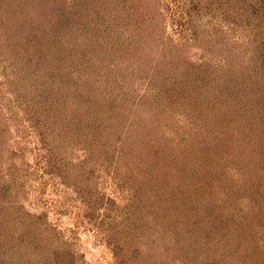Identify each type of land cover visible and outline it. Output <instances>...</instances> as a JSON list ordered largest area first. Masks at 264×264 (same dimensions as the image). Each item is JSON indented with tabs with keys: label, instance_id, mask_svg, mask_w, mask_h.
<instances>
[{
	"label": "rangeland",
	"instance_id": "obj_1",
	"mask_svg": "<svg viewBox=\"0 0 264 264\" xmlns=\"http://www.w3.org/2000/svg\"><path fill=\"white\" fill-rule=\"evenodd\" d=\"M70 1L60 0L63 5L70 4L63 12L60 8L55 10L53 17L48 15L35 21L36 26L40 25L36 31L44 38L56 24L63 23L57 34L51 32L54 44L50 46L55 47L58 56L63 58L65 78L82 81L80 75L85 65L91 66L89 74L94 78L99 70L110 78V72L118 71L116 61L105 57L104 62L100 47H104L101 45H104L109 29L117 23L99 20L92 11V0H82L86 8L82 15L74 13L80 6ZM162 1L167 6L160 9L168 7L170 10L169 13L166 10V20L156 17L158 0L146 1L151 15L144 30L139 31V37L144 36L143 40L155 44L156 48L148 50L152 54L150 63L143 73L138 70L137 80L130 77L132 70L125 76L116 103L119 104L116 107L122 110L120 113L125 115V125L118 124L119 129L110 137L113 146L117 143L123 147L124 153H135L137 159L143 161L147 175H157V180L146 181V187L141 188L145 193L160 192L171 200L175 198L184 202L188 213L186 219L178 222H174L175 213L172 218L164 213L165 210L158 214L161 222L158 230L141 238L140 258L152 257L150 264H264L261 262L264 257V203L261 199L264 196V175L256 172L252 176L241 175V171L247 172L251 164L250 160L248 164L244 163L245 157L257 158L259 152L264 153L262 113L256 116L258 108L252 106L249 109L242 107L239 112V108L231 103V108L228 96L215 84L210 85L211 88L206 85L204 89H192L191 96H183L184 86L188 87L187 76L199 71L200 66L205 70L209 68L207 73L212 72L226 82L227 73L233 76L237 72L247 74L250 67L263 65L251 61L257 56L252 50L260 44V37L257 42L253 41L252 32L243 28L237 30L220 18L208 15L200 19L188 18L183 1L170 5L169 0ZM0 2H3L0 4V194L1 187L4 190L8 187V195L20 194L18 205L23 211L47 214L50 224L57 226L61 238L71 244L72 256H62L59 259L64 260L60 264H116L103 234L97 233L83 217L84 209L75 192L79 182L75 177L79 174L78 168L73 164L65 166L61 150L54 151L53 145L50 148L54 154L52 158H55L54 162H49L48 150L24 122L27 110H35L29 105L31 95H24L26 97L16 101L12 93L18 94L23 88L11 85L7 75L12 76L11 81L16 80L26 63L23 56L16 58L11 49L2 47V42L9 43L10 36L7 35L10 32L18 34L16 38L12 36L15 39L13 44L33 35L29 15L37 14V10L33 11L34 4L23 7L18 0ZM57 2L56 5H60ZM115 4L113 1L108 6L114 8ZM113 33L117 38L123 30ZM133 40L135 38L129 39ZM13 60L15 67L10 66ZM112 61L115 64H112V71L102 68ZM250 111V115L238 119L237 124V115ZM79 150L76 154L81 155ZM156 152L159 153L158 159ZM118 164L121 168L119 176L133 168L131 163L128 166ZM178 166L182 172L178 171ZM64 169L68 172L64 175L66 183L59 175ZM52 170L54 173L50 174ZM100 170L97 175L100 177L99 192L115 198L114 217L118 220L121 214L118 207H124L122 198L128 195L126 189L129 185L126 183V191L122 192L121 181L124 179L120 176L122 180L116 181L121 183L115 185L105 168ZM131 179L137 183L138 174ZM251 195L254 196L253 203ZM7 203L12 211L15 201L11 206L8 205L13 201ZM214 209L222 210V216ZM170 210L176 212L175 207ZM12 232L16 229L9 227L0 232V250L8 245L4 242ZM34 251L30 256H12L8 252L2 256L1 253L0 264H57L50 260L51 256H45L50 255L46 248L45 252L43 249Z\"/></svg>",
	"mask_w": 264,
	"mask_h": 264
},
{
	"label": "trees",
	"instance_id": "obj_2",
	"mask_svg": "<svg viewBox=\"0 0 264 264\" xmlns=\"http://www.w3.org/2000/svg\"><path fill=\"white\" fill-rule=\"evenodd\" d=\"M18 1L23 7L25 4L27 6L29 3L34 4L32 9L33 11L37 10V14L31 13L29 15L33 35H27L22 41H16L13 44L12 41L15 40L13 38H16L18 34L14 35V32H10L7 35L10 36L7 40L9 43L2 42V47L8 50L11 49L12 55L16 58L17 56H23L26 63L23 72H20L19 75L16 74V80L13 78L11 81L12 76L7 75L11 85L15 84L17 87L23 88L20 92H17L18 94L12 92L16 97V101L26 97L24 95H31L29 105L35 107V110L29 108L28 112L26 111V121L24 122L28 124L29 130L34 132L37 139L43 144V148L48 150L49 162H54L55 158V156L52 158L54 154H52L53 150L50 148L53 145L54 151L61 150V158L66 162L65 166L73 164L75 168H78L79 174H75V177L79 182L75 192L78 195L79 203L84 209L83 217L89 222L88 224L95 228L97 233L103 234L108 247L113 252L116 264H150L152 257H144L143 260L140 258L142 252L141 238L150 231L158 230V226L161 224L158 214L165 210L164 213L172 218L171 215L175 213L176 218L173 220L178 222L186 219L188 211H186L184 202L177 201L175 198L171 200L164 193H145L141 188L146 187L147 182L157 180L155 177L157 175H147L146 167H143V161L137 159L135 153H124L122 146L117 143L113 146V142L111 143L110 134L112 135L119 129L118 124L125 125V115H122L120 113L122 110L116 107V105H119L116 104L117 96L122 92L124 85L122 83L126 80L125 76H127L129 70H132L130 77L132 76L137 80L139 78L138 70L143 73L142 70H145L150 63L149 60H151L150 56L152 57V54L148 50L156 48L155 44L143 40L144 36L139 37V31L144 30V24L148 16L151 15L148 12L147 0H92V11L96 13L99 20L105 19L109 24L111 22L117 23L109 29L111 30L109 35L105 38L104 45H101L104 47L100 48L104 62L106 58L110 57L113 61H116V65L112 61L111 64L105 63L102 68L106 71L109 69V71H112L113 64L118 71L116 73L110 72L112 76L108 78L106 74L101 73V70H95L99 73L97 72L98 76L94 78V75L89 74L91 66L84 64L85 66H82L83 70L80 75L82 81L64 77L66 73L63 71L64 66L61 62L63 58L58 56L55 47L50 46V44H54L51 40V32L57 34L63 23L60 26L56 24L53 30H49V34H46L44 38L43 34L36 31L40 28V25L37 24L36 26L35 21L48 15L53 17L55 10L60 8L63 12L70 4L63 5L61 2L67 3L68 0H61V2L55 0L56 3L59 1L60 5H56L53 0ZM113 1L116 2L114 8L109 7L108 5L112 4ZM158 1L156 4L159 12L156 13V17L160 16L166 20V10L167 13L170 10H168V7L161 10V6L167 5L162 0ZM180 1L186 4L188 18L194 16V18L200 19L203 15L220 18L227 25L237 28V30L243 28V30L252 32L256 39L253 41L257 42L258 37H260V44L252 50L253 54L256 53L257 56L252 57L251 61L259 64L262 62L263 64L250 67L251 71L247 74L246 72H237V75L233 76L227 73L226 82L223 81L224 78H217L212 72L207 73L209 68L205 70L200 66L199 71L191 72L187 76L185 82L188 87L184 86V89L185 87L186 89L183 96H191L189 93L193 92L192 89H204L206 85L211 88L212 84H215L217 87L222 88V93L225 96H228L231 108V103H233V107L236 108L237 106L239 108V112H241L242 107L245 109H249L251 106L253 108L257 107L256 116H261L262 113L261 119L263 122L264 43L262 42H264V0ZM180 1L169 0V5L173 3L180 4ZM70 3L80 6L78 11H74V13L82 15L83 12H86L85 2L83 3L82 0H71ZM88 6L90 5L88 4ZM51 10H54L52 14ZM117 12L119 13L117 14ZM13 25L15 26V24ZM4 26L6 27V24ZM122 30L123 33L115 38L113 32ZM12 36L14 37L12 38ZM131 38H135V40L133 42L129 41ZM11 52L9 51L10 54ZM15 64L16 62L13 60L10 66L15 67ZM85 73L88 75H85ZM237 100L243 101V103H237ZM251 112L237 115V124L238 119L242 120ZM121 124L120 126H122ZM260 139L263 140L261 137ZM77 149H80L81 155L76 154ZM156 157L158 159V152H156ZM256 157L252 159L244 158V163L248 164L250 160L251 164L249 163L247 172L243 173L241 171V175L252 176L255 172L264 175V153L259 152ZM119 162L126 166L130 163L133 165L128 173L126 171L125 175H120L124 182L119 176V171L121 172ZM99 167L105 168L106 174L115 182V185L123 183L122 192L128 190V195L122 198L125 201L124 207H118L121 212L118 220L114 217L117 204L115 198L99 192L98 179L100 177H97L98 172L101 171ZM140 169L141 172L139 173ZM177 169L180 172L183 171L179 166ZM52 171H49V173H54V170ZM66 173L68 174L64 169L63 174H59L65 183L67 181V177L64 176ZM136 173L138 174L137 183L131 179ZM126 183H128V187ZM125 186L127 187L126 190ZM1 189L0 232L3 233L9 227L16 229V232H12L9 237L7 236L8 239L4 242V245H8L1 247L0 256L1 253L4 256L6 252L12 256H30L34 249L35 251L43 249L45 252V248L50 255H44L51 256L50 260L57 264L61 263L62 259L59 258H62V256H72L73 252L69 249L71 244L67 243L69 240H65L64 237L61 238L57 226L50 224L46 213L30 214L23 211L18 205L20 194L17 193L16 196H11L8 195V187L7 190L2 187ZM154 189L153 187L152 190ZM112 193L114 194V191ZM250 197H252V203L255 202L254 196L251 195ZM261 199L264 203V196ZM7 201H13L8 206L14 204L15 201V204L12 205V211L7 207ZM174 207L176 212L170 210V208L174 210ZM216 211L222 216V210L214 209V212ZM59 240L62 242H59ZM240 260L242 259L240 258ZM244 260L248 261L246 257ZM261 262L264 263V257Z\"/></svg>",
	"mask_w": 264,
	"mask_h": 264
}]
</instances>
